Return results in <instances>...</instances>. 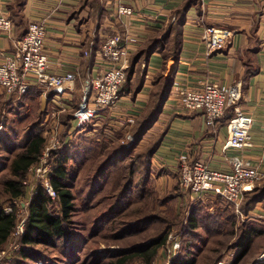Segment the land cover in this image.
I'll return each instance as SVG.
<instances>
[{
  "label": "crops",
  "instance_id": "1",
  "mask_svg": "<svg viewBox=\"0 0 264 264\" xmlns=\"http://www.w3.org/2000/svg\"><path fill=\"white\" fill-rule=\"evenodd\" d=\"M184 1L24 0L19 9L16 0H0V15L12 22L10 31L0 30V61L13 53L31 22L44 21L47 26L44 49L50 61L49 70L73 71L76 77L71 89L50 88L46 94L43 86L31 77L27 99L38 101L40 110L45 111L44 119L55 110L54 101L66 108L64 112L71 113L78 106L86 84L109 66L100 55L101 44L108 34L119 31L123 38L133 39L129 45L130 59L150 35L169 28L172 13ZM121 6L130 8L132 14L119 13ZM207 26L230 31L223 47L208 49L204 39ZM180 29L178 61L167 98L154 125L137 144L141 147L161 135L151 157L157 188L164 193L178 185L181 155H186L190 162L228 170L231 167L228 158L236 154L264 172V0H198L187 10ZM161 66L159 51L152 52L147 61L136 62L129 86L121 91L118 107L105 110L87 130L96 129L98 134L103 128L107 138L114 140V134L123 129L120 119L127 115L138 117L144 110L152 78ZM137 78H142V83L134 92ZM208 81L219 85L240 84L239 106L248 124L250 145L227 147L228 123L234 116L232 107L214 125L208 123L202 112H188L183 108L173 84L200 88ZM0 92H3L1 87ZM44 119L40 127H45ZM70 128L67 140L75 137ZM84 132L82 136H90ZM214 197L208 194L201 201ZM184 199L189 197L179 194L176 201Z\"/></svg>",
  "mask_w": 264,
  "mask_h": 264
},
{
  "label": "trees",
  "instance_id": "2",
  "mask_svg": "<svg viewBox=\"0 0 264 264\" xmlns=\"http://www.w3.org/2000/svg\"><path fill=\"white\" fill-rule=\"evenodd\" d=\"M197 1L185 0L172 13L169 28L150 35L129 59L126 78L120 93L123 87L129 86L136 62L147 61L154 51H159L162 56V66L152 78L147 104L130 129L135 138L130 147L126 148L120 144L119 139L122 138L120 132L114 134V140L103 137L97 140L81 136L78 139L69 138L65 141L63 136L70 128L72 112L62 114L65 133L62 135V144L54 152L52 161L55 167L50 177L57 197L51 199L41 191L34 198L28 208L24 232L15 237L14 243L17 249L14 250V258L10 264H35L41 257L44 264H52L46 252L47 248L58 250L59 254L54 258L58 264H133L135 262L153 264L157 259H161V256L163 257L162 251L164 254L166 252L170 229L177 227L182 233V241L179 253L171 259L170 264L196 263L194 255L196 247L193 239L199 229L195 225L196 220L193 216L195 209L189 215L187 224H183L181 215L168 214V207L162 206L175 202L179 194L171 191L159 197L150 175L151 157L158 148L161 135H157L141 147H137V144L145 132L154 125L167 98L178 61L180 26L187 10ZM16 2V6L20 9L24 0H16ZM136 82L134 92L140 88L142 78H137ZM29 92L30 89L19 97L12 95L9 101L0 92V126H2L0 154H3L0 155L1 204L23 195V180L27 170L36 163L43 148L44 138L40 125L45 111L40 110V104L34 99H32L33 105L26 104ZM77 150L84 153L85 162L84 168H80L83 173L76 181L78 184L75 185L76 182L69 181L74 175L70 174L73 168L68 167L67 163L69 156L74 157L72 154ZM75 187L78 188L77 192L74 191ZM76 196H79L83 202L85 211L99 205L104 208V211L94 218L92 227L86 229L85 235H77L73 231V228L81 226L80 223L75 224L72 219L76 210ZM130 196H133L134 201L143 204L134 210L122 212ZM258 202L264 206V184H256L244 193L241 209L252 210ZM207 203L215 214L208 218L209 224L204 227L210 231L224 230L228 235L234 233L236 216L231 207L219 196L208 200ZM199 205L202 204L198 203L195 207ZM201 208L202 206L196 207L199 209L197 211L200 219H202ZM18 220L14 213H6L0 209V252L8 242ZM105 226L107 228L103 230ZM150 227L154 228V233L148 234L141 243L130 246H118L115 243ZM100 230L104 232L102 240L108 248L98 249L97 243L96 247H89L88 253L81 254L82 247L88 240L97 236ZM249 230L255 234L264 232V220L252 219L248 223L243 221L237 226L240 236L233 247L240 248L241 251L233 260V264L247 250ZM111 243L113 248H109ZM222 257V255L217 256L215 264ZM163 259L165 260L164 257Z\"/></svg>",
  "mask_w": 264,
  "mask_h": 264
},
{
  "label": "built area",
  "instance_id": "3",
  "mask_svg": "<svg viewBox=\"0 0 264 264\" xmlns=\"http://www.w3.org/2000/svg\"><path fill=\"white\" fill-rule=\"evenodd\" d=\"M119 13L132 14L128 7H119ZM12 22L7 16L0 15V30L10 31ZM47 26L44 21H34L28 26L25 35L15 44L12 54L6 55L0 61V87L8 96L19 97L28 92L32 79L40 83L46 94L50 88L58 91L71 89L75 81L73 71L52 72L49 70V57L44 49ZM231 33L228 29L216 26H207L204 29V39L209 50H217L224 46ZM133 39L122 37L121 32L114 31L107 35L100 47L102 59L109 63L86 84L78 106L72 110L71 134L76 135L86 131L90 136L97 134L96 129L87 130L88 125L99 118L105 110L118 107L121 100L120 89L126 78V69L129 66V45ZM177 96L188 112L200 111L208 123L214 125L228 107H232L234 116L228 123L227 147L241 148L250 145L249 128L246 118L239 106L242 95L240 84L219 85L214 82H205L200 88H181L177 85ZM172 87V86H171ZM54 97H57L55 94ZM55 110L46 115L43 127V148L41 154L28 170L23 184L28 185L27 176L36 186L32 196L40 189L54 199L57 192L51 183V173L55 165L48 161L49 156L61 144L60 115L66 108L54 101ZM136 115L122 117V126L128 128L135 124ZM96 126V125H94ZM1 128V126H0ZM70 132V131H69ZM123 147H130L135 138L130 131H125L120 139ZM231 167L228 170L209 168L205 163L190 162L186 155L180 156L178 184L184 191H188L197 198H204L208 194L219 196L237 214L241 213V204L244 193L251 190L256 184L264 181V172L257 166L245 161L239 155L229 156ZM32 176H34L32 178ZM31 183V185H33ZM30 198L21 195L11 200L1 208L6 213H14L19 219L11 236L17 237L24 232L27 217L21 216L23 209L28 205ZM257 216L264 218L263 211H257ZM180 237L169 234L166 245V263L179 253ZM264 256V255H262ZM217 264H223L219 261Z\"/></svg>",
  "mask_w": 264,
  "mask_h": 264
},
{
  "label": "rangeland",
  "instance_id": "4",
  "mask_svg": "<svg viewBox=\"0 0 264 264\" xmlns=\"http://www.w3.org/2000/svg\"><path fill=\"white\" fill-rule=\"evenodd\" d=\"M2 93L4 94V97L7 101L11 100L10 97L5 93L4 90ZM26 104L27 105H30V104L33 105L34 102L27 99ZM62 114L60 115L61 121H62ZM92 124H93V122H91L88 126H90ZM133 125L128 127V128H125L123 126V129L120 130V133H122V137L124 135V132L130 131V129L133 127ZM40 128H41V132L43 133V127L41 126ZM1 130H2V126L0 128V131ZM59 133H60V139H61V144H62L63 137H64L65 141H67L66 135H68V132L66 135H64L62 137L63 133H65V128H64V126L61 125ZM99 133H100V136L93 134L91 136H88V138H95L98 140L99 137L100 138L103 137L105 139H108L107 138L108 135L105 134V131L103 130V128H101L99 130ZM84 134H85V132L82 131L79 134H76L73 139H78L79 137H81ZM119 142L121 144L120 139H119ZM54 152L51 153V155L48 158V161L50 163H53V164H54V162L52 161V158L54 157ZM0 155H3V154H0ZM72 155L74 157L69 156V160H68L67 165H68V167L70 166V168L71 167L73 168L72 172L70 174L72 176L74 175V177L71 178L69 181H71L72 183H75L77 181V179L79 180V178L81 177V175L83 173L82 169L84 168L85 155H84V153H82L79 150H77L76 153L74 152ZM81 167H82V169H80ZM77 169H78V172H77ZM150 175L154 181V185H155L154 188H155V191L159 197L163 196L164 194L171 193V191H174L175 193H178L182 196L189 197L188 200L184 199V201H182V202L180 200L175 201V202L173 201V202H170L169 204L162 206V207H165V208L168 207L167 213L170 215H175V214L181 215L183 224H187L189 215H191V213L195 209L193 216L196 220L195 225L197 226V229H199L198 230L199 232H197L196 237L193 239V242L195 243L194 245L196 247L194 250V255L196 257L195 258L196 259L195 264H215V259L219 255L223 256L222 259L220 260L221 262H223V264H233V260L237 257V254H239V252L241 251L240 248H234L233 247V245L239 239V236H240L239 231L237 232V226L243 221L248 223L249 220H252V219L264 220L263 217L257 216V211H259L257 207H259L261 209L260 211L264 212V206L262 205L261 202H258L252 210H249V211L241 210V213H238V214L232 209V211L234 212V214L236 216L235 217L236 220L234 222L235 223V232L232 233L231 235H228L227 232L224 230H222V231L207 230L204 226L209 224L207 221L208 218H211V216H214V214H215L213 212L212 207H209L208 203H207L208 200H212V199H210V198L202 199V202H199L200 198H197V197L191 195L188 191L182 190L180 188L179 184L175 185L172 189L166 190V191H164V193H162V189L159 190L156 186V181H155L156 175L154 176L152 174V170H151ZM33 177L34 176H32V178ZM107 177L109 178L110 174ZM27 180H28V183L29 182L30 183L26 186L23 184L24 185L23 195L30 198L32 196L33 189L36 187L33 182H36L37 180L34 179L33 181H31L30 175L27 176ZM31 183H33V185H31ZM77 184H78V182L75 183V185H77ZM259 184H264V181L259 183ZM77 189L78 188L75 187L74 191L77 192ZM41 191L45 192L43 189H40L36 194H34L32 196V198L30 199V201L28 202V205L23 209L21 216H25V217L28 216V208H29L30 204L32 203L34 198ZM76 195H77V193H76ZM189 195H191V197ZM130 197L131 198L129 201H128V199L126 200L127 206L122 209L123 211L121 210L122 212H128L129 210H134L143 204L142 202L140 203V202L134 201L133 196H130ZM75 198H76V200H75L76 210L73 213L72 219L75 222V224L80 223L81 226H79V227L77 226L78 228H76V227L73 228V231L77 235H85L86 229H88L89 227H92L91 225L94 223V218L98 214L103 212L104 208L102 207V205H99V206L93 208L92 210L85 211L83 208V206H84L83 202L80 200L79 196H76ZM54 199H56V198H54ZM10 202H11V200L7 201L5 203H2V204L0 203V209H2L1 208L2 205H8ZM198 203L202 204V205L196 206V207L202 206V208L200 210L201 215H202V217H201L202 219L198 218L199 212L197 210H199V209H196V207H195V205H197ZM247 225L245 228H247ZM82 227H83V229H82ZM106 228H107V226H105L102 229L105 230ZM103 230H100V232H98L97 236L88 240V242L84 245V247H82L83 252L81 254L88 253L89 247H96L97 243H98V246H97L98 249L103 250V249L108 248L106 246V243L102 240V236L104 233ZM170 230L171 231L169 232V234L178 235L180 237V242H181L182 241V233L179 231V228L177 227L176 229L173 228ZM154 231H155L154 228L150 227L148 229L141 231V233L138 232V233L132 234L131 236H127V238L118 240L115 243L118 246H130V245H133L136 243H141V242L145 241L146 236L148 234H152V233H154ZM248 234H249L248 235L249 242H248V245L246 247L247 250H246V252H244V255L239 258V260L237 259V261L234 264H264V256H262V255H264V232L255 234L249 230ZM14 240H15V237L10 236L8 239V242L3 246V249L0 252V264H10L12 259L14 258V252H15L14 250L17 249V247L14 243ZM167 240H168V238H167ZM112 244L113 243H111V246H109V248H113ZM166 245H167V243H166ZM46 252L49 254V259L52 261V264H58V262L54 259V258H56V255L59 254L58 250L47 248ZM161 254L165 258V260L161 256V259H157L156 261H154L153 264H164V263H166V252L164 254V251H162ZM41 258H40V260L35 262V264H44L43 258L42 259ZM133 264H137V263L135 262Z\"/></svg>",
  "mask_w": 264,
  "mask_h": 264
},
{
  "label": "bare ground",
  "instance_id": "5",
  "mask_svg": "<svg viewBox=\"0 0 264 264\" xmlns=\"http://www.w3.org/2000/svg\"><path fill=\"white\" fill-rule=\"evenodd\" d=\"M84 132V131H83Z\"/></svg>",
  "mask_w": 264,
  "mask_h": 264
}]
</instances>
